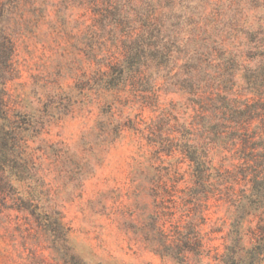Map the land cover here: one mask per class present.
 <instances>
[{"label":"rangeland","instance_id":"obj_1","mask_svg":"<svg viewBox=\"0 0 264 264\" xmlns=\"http://www.w3.org/2000/svg\"><path fill=\"white\" fill-rule=\"evenodd\" d=\"M65 1L44 0L47 17L19 31L16 75L7 90L12 109L46 119L39 136L28 142V152L48 190L47 205L61 212L69 228L73 252L84 264H176L156 254L146 234L154 217L166 228L194 217L202 252L199 258L187 255L183 264H218L233 210L230 201L245 186L238 162L229 153H214L222 185L205 201L191 199L188 162L178 152L165 155L158 146L193 122L191 100L164 81L145 93L131 86L109 93L91 89L87 79L95 64L88 61L85 46L90 12L81 6L67 11ZM228 4L177 0L182 37L205 38L209 45L213 26L225 35L230 26L257 20L253 11ZM57 9L65 18H58ZM215 9L222 17L211 22ZM116 124L122 129L117 133ZM15 186L26 190L24 184ZM255 224L253 219L248 227ZM53 255L35 222L5 208L0 198V264H64Z\"/></svg>","mask_w":264,"mask_h":264},{"label":"trees","instance_id":"obj_2","mask_svg":"<svg viewBox=\"0 0 264 264\" xmlns=\"http://www.w3.org/2000/svg\"><path fill=\"white\" fill-rule=\"evenodd\" d=\"M76 1L77 5L65 1V10L81 6L90 12L85 46L88 61L95 64L87 79L91 89L109 93L131 86L145 93L164 81L172 92L188 96L194 120L189 127L181 126L178 137L159 142L160 152L183 155L192 177L189 197L196 202L218 193L224 180L214 153H229L238 162L245 186L230 201L229 230L217 262L264 264V0H224L233 10L253 11L257 20L230 26L225 35L213 26L209 45L205 38L182 37L177 0ZM56 11L59 19L65 18L64 12ZM211 15V22L222 17L216 9ZM43 17L44 0H0V198L5 208L35 222L56 261L84 264L69 244L61 212L47 205L48 190L28 152V142L39 136L46 119L9 104L7 84L16 75V36ZM114 126L115 133L122 130L119 124ZM16 183L25 185L24 193ZM253 219L256 224L248 227ZM147 234L161 258L183 264L189 254L201 256L202 238L194 217L167 228L159 227L154 217Z\"/></svg>","mask_w":264,"mask_h":264}]
</instances>
